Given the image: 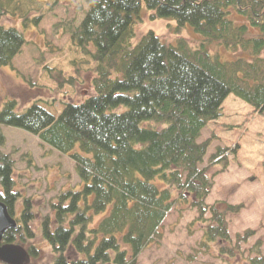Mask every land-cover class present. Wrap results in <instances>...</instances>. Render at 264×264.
<instances>
[{
    "label": "trees",
    "instance_id": "obj_1",
    "mask_svg": "<svg viewBox=\"0 0 264 264\" xmlns=\"http://www.w3.org/2000/svg\"><path fill=\"white\" fill-rule=\"evenodd\" d=\"M144 9L198 50L153 32L132 44ZM68 45L93 93L58 114L41 98L0 112V200L18 224L4 244L37 225L54 264H264V182L211 128L231 95L264 114V0H0V68L27 87Z\"/></svg>",
    "mask_w": 264,
    "mask_h": 264
},
{
    "label": "rangeland",
    "instance_id": "obj_2",
    "mask_svg": "<svg viewBox=\"0 0 264 264\" xmlns=\"http://www.w3.org/2000/svg\"><path fill=\"white\" fill-rule=\"evenodd\" d=\"M24 1L18 0L21 7ZM65 3L69 4V1ZM24 11L28 12L27 9ZM34 13L32 12L30 16ZM141 17L144 19L135 27L136 37L132 44H136L143 36L153 32L164 44L177 46L178 41L183 40L191 50H198L201 36L190 27L177 30L175 21L163 19L152 21L146 9L142 11ZM2 22L7 26L23 30L28 39L42 44L38 33L34 29L24 30L18 17L8 16ZM209 50L218 54L223 61L233 60L239 55L248 57L246 52L229 53L216 45ZM91 65V62L80 51L68 45L50 66L54 74L52 76L43 75L36 89L27 87L10 67L0 68V112L4 104L12 99L17 101L18 110L23 111L30 107L34 100L41 98L47 101L51 110L58 114L63 102H80L93 93ZM211 128L226 145L238 146V154L243 164L264 182V114H257L249 105L231 95L223 105L222 116L211 123ZM55 172L56 169H53L52 177L56 174ZM18 205L21 209L22 202L20 201ZM34 231L36 232L34 241L26 246H19L28 253L24 264H54L52 249L43 239L37 225ZM32 245L39 249L37 257L30 256L28 252ZM0 264L3 263L0 262Z\"/></svg>",
    "mask_w": 264,
    "mask_h": 264
},
{
    "label": "water",
    "instance_id": "obj_3",
    "mask_svg": "<svg viewBox=\"0 0 264 264\" xmlns=\"http://www.w3.org/2000/svg\"><path fill=\"white\" fill-rule=\"evenodd\" d=\"M17 225L10 216L7 207L0 202V261L5 264H24L28 254L19 247L3 245V238L10 229L16 230Z\"/></svg>",
    "mask_w": 264,
    "mask_h": 264
},
{
    "label": "bare ground",
    "instance_id": "obj_4",
    "mask_svg": "<svg viewBox=\"0 0 264 264\" xmlns=\"http://www.w3.org/2000/svg\"><path fill=\"white\" fill-rule=\"evenodd\" d=\"M229 98V97H228ZM252 173L256 176V177H258L253 171H252Z\"/></svg>",
    "mask_w": 264,
    "mask_h": 264
}]
</instances>
